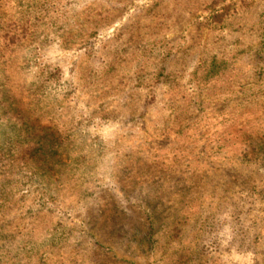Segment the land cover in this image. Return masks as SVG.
<instances>
[{"label": "rangeland", "instance_id": "374dc122", "mask_svg": "<svg viewBox=\"0 0 264 264\" xmlns=\"http://www.w3.org/2000/svg\"><path fill=\"white\" fill-rule=\"evenodd\" d=\"M0 264H264V0H0Z\"/></svg>", "mask_w": 264, "mask_h": 264}]
</instances>
